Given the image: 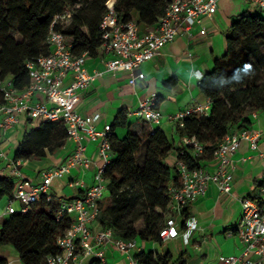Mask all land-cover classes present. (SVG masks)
Here are the masks:
<instances>
[{
  "label": "trees",
  "instance_id": "obj_1",
  "mask_svg": "<svg viewBox=\"0 0 264 264\" xmlns=\"http://www.w3.org/2000/svg\"><path fill=\"white\" fill-rule=\"evenodd\" d=\"M109 1L0 0V81L11 79L19 91L30 84L26 63L51 52L50 29L70 40L73 56L86 53L88 57H96L102 44L99 24ZM113 1L119 21L135 18L137 25L152 28L173 0ZM218 6L234 21L225 39L224 55L214 60L212 69L197 85L210 101L209 115L187 117L183 127L174 123L179 146L157 125L148 122H144L138 136L130 130L122 113L110 126L111 160L103 172L110 202L99 220L102 227L112 229L116 238L139 237L163 244L159 230L170 203L166 191L170 185H180L179 174L166 163L168 154L175 150L177 160L189 169L198 168L212 160L227 135L251 130L252 115L264 114V14H261L264 12L239 10L234 0H219ZM56 16L62 18L55 19ZM66 18L68 22L62 23ZM175 84V78H171L169 87ZM159 101L158 98L157 105ZM115 127L126 128L122 139L115 136ZM184 136L195 137L203 145L200 157H193L191 149L181 143ZM67 140L61 122H40L36 128L24 132L13 150L12 160L27 162L54 156ZM143 140L147 141V147L140 165L136 157ZM14 187L13 177L0 175V199H11ZM51 197L50 201L42 197L30 211L13 213L0 222V248H13L21 264H47V257L58 252L56 239L69 227L70 220L56 221L60 198ZM183 215L187 218L186 209ZM137 257L143 264H166L168 256L159 258L149 252ZM0 264L5 261L0 260Z\"/></svg>",
  "mask_w": 264,
  "mask_h": 264
},
{
  "label": "built area",
  "instance_id": "obj_2",
  "mask_svg": "<svg viewBox=\"0 0 264 264\" xmlns=\"http://www.w3.org/2000/svg\"><path fill=\"white\" fill-rule=\"evenodd\" d=\"M218 1L173 0L156 25L141 33L136 21H119L114 1H109L99 24L104 72H124L128 76L129 84L136 85L145 78L140 67L159 55L165 45L179 36L188 35L201 18L212 17L218 9ZM249 4L264 12V0H249ZM59 18L62 17H55ZM200 34L204 35L205 30L201 29ZM48 44L51 48L48 55L39 56L26 63L30 84L25 89H16L11 79L0 81V145L19 118L25 116L37 122H61L68 138L74 141L75 149L58 166L43 170L40 181L36 183L24 177L20 170V161L9 160L5 169L15 179V191L0 215V220L16 212L23 214L30 211L32 205L38 203L42 197L50 201V188L54 180L62 179L74 167L85 170L90 166L91 161L84 154L83 141L99 139L98 153L102 165L97 168L93 184L84 191L82 197L59 199L56 221L66 218L70 220V225L56 239L58 252L48 256L46 263L82 264L85 259L92 258L95 264H106L105 249L110 246L118 253L127 255L129 264H143L138 257L129 255L136 245L135 239H119L114 236L111 228L100 227L94 230L92 226L99 219V203L106 190L103 172L111 160V128L106 125L103 131H97L95 123L99 115L94 113L84 116L78 112L77 105L80 101L79 93L86 91L102 72L89 74L85 68L87 54L73 56L70 44L61 33L50 29ZM69 75L71 79L66 84L65 80ZM201 78L199 76V80ZM37 96H42L44 101L34 100ZM157 100L156 95L143 99L134 115L144 122L158 125L161 112L157 107ZM209 111L210 101L207 100L206 103L188 107L169 119L183 127L185 118L207 117ZM260 137L261 133L253 130L227 135L213 154L215 165L211 172L202 165L189 169L184 162L176 159L172 168L179 174L180 185H170L166 191L170 203L163 226L159 230L162 242L179 236L187 241L189 234L196 228V223L192 219L184 218V210L205 194L208 184H214L222 193H230L233 180L232 156L237 152L240 142L246 141L250 150L256 152L259 159H264V152L259 149ZM181 143L191 149L193 157L202 155L204 147L195 137L184 136ZM0 158H5L1 148ZM15 201L19 202V209L14 208ZM240 203L241 213L234 232L242 243V251L239 255H221L219 264H264V181L252 194L241 198ZM178 219L185 225L182 234L177 227Z\"/></svg>",
  "mask_w": 264,
  "mask_h": 264
},
{
  "label": "crops",
  "instance_id": "obj_3",
  "mask_svg": "<svg viewBox=\"0 0 264 264\" xmlns=\"http://www.w3.org/2000/svg\"><path fill=\"white\" fill-rule=\"evenodd\" d=\"M234 1L239 10L246 9L250 12L256 10L249 4V0ZM233 21L234 17L218 6L212 17L201 18L188 35L177 37L165 45L152 61L144 63L140 71L145 78L136 85L129 84L128 76L124 72H104V55L99 49L96 57L87 58L85 68L89 74L101 71L102 75L96 77L86 91L79 93L78 112L84 116L97 113L99 115L95 123L97 131H103L106 125L111 126L119 114H125L130 130L141 136L144 121L138 119L134 111L140 101L150 95H156L160 99L157 107L161 112V120L157 127L168 139L174 140L175 146H179L174 122L170 121L169 117L195 104L207 102L197 87L199 76L202 77L209 72L214 60L224 55L225 39ZM148 29L138 25L140 33ZM201 29L205 30L204 35L200 34ZM66 42L70 44L69 39H66ZM171 78H175L176 84L169 87ZM70 79L71 75L67 77L65 83L67 84ZM34 100L44 101V98L37 96ZM39 124L40 122L29 121L25 116H21L18 123L8 131L0 145L5 155V158H0V175H8L5 165L12 160L11 149L17 147L24 132L36 128ZM251 130L261 133L259 149L264 152V114L252 115ZM113 132L118 139H122L126 134V128L115 127ZM99 143V139L83 141L84 154L90 159V166L85 170L74 167L62 179L54 180L50 188L52 196L59 198L83 196L84 191L93 184L97 168L102 165L98 153ZM146 147L147 141L143 140L136 157L140 165L143 163ZM74 149L75 143L69 139L56 155L21 162L20 170L25 178L34 183L39 182L43 170L61 164ZM176 159V151L173 150L168 154L166 163L172 167ZM214 165L213 160L202 163L209 172L214 169ZM232 166L233 180L230 193H222L214 184H208L205 194L186 207L187 218L196 223V228L189 234L186 242L182 236L163 244L136 237V245L129 255L137 257L141 253L152 252L159 258L168 256L166 264H219L221 255H239L242 251V243L234 232V227L241 213L240 199L252 194L264 181V159H259L256 152L250 150L248 143L242 141L237 152L232 156ZM9 201L10 199L6 197L0 199V215ZM107 205V201H100L101 213ZM13 206L19 209L20 204L17 207L14 204ZM3 219L1 218L0 222ZM182 224L183 221L178 219L177 227L181 234L185 230V225ZM92 226L94 230L102 227L99 219ZM105 259L106 264H129L127 255L118 253L110 246L105 249ZM0 260H4L5 264H21L19 254L9 246L0 248ZM82 264L95 263L92 258H87Z\"/></svg>",
  "mask_w": 264,
  "mask_h": 264
},
{
  "label": "rangeland",
  "instance_id": "obj_4",
  "mask_svg": "<svg viewBox=\"0 0 264 264\" xmlns=\"http://www.w3.org/2000/svg\"><path fill=\"white\" fill-rule=\"evenodd\" d=\"M257 11H259L258 9H256V10H253V12H257ZM261 14H264V13H261ZM68 22V19L66 18V19H64V20H62V23H67ZM16 37V36H15ZM68 40V39H67ZM12 153H13V149H11V156H12ZM102 201L103 202H105V201H107L108 203L110 202V200H109V193H108V191L107 190H105L104 191V193H103V197H102ZM14 205H15V207H17V205H19V202L18 201H15L14 203H13ZM139 225L137 224V227H138Z\"/></svg>",
  "mask_w": 264,
  "mask_h": 264
}]
</instances>
